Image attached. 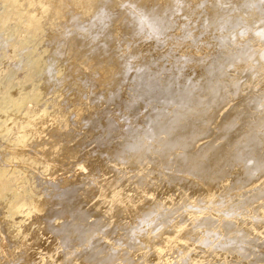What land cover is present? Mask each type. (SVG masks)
<instances>
[{
    "label": "bare ground",
    "instance_id": "bare-ground-1",
    "mask_svg": "<svg viewBox=\"0 0 264 264\" xmlns=\"http://www.w3.org/2000/svg\"><path fill=\"white\" fill-rule=\"evenodd\" d=\"M0 264H264V0H0Z\"/></svg>",
    "mask_w": 264,
    "mask_h": 264
}]
</instances>
